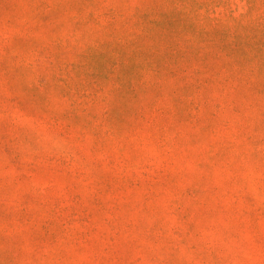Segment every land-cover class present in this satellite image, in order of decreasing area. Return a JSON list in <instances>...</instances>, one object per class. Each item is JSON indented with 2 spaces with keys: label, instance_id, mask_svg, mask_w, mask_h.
Instances as JSON below:
<instances>
[{
  "label": "rangeland",
  "instance_id": "rangeland-1",
  "mask_svg": "<svg viewBox=\"0 0 264 264\" xmlns=\"http://www.w3.org/2000/svg\"><path fill=\"white\" fill-rule=\"evenodd\" d=\"M0 264H264V0H0Z\"/></svg>",
  "mask_w": 264,
  "mask_h": 264
}]
</instances>
